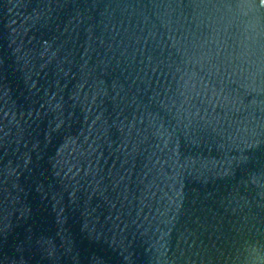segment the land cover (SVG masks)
<instances>
[{
	"label": "water",
	"instance_id": "water-1",
	"mask_svg": "<svg viewBox=\"0 0 264 264\" xmlns=\"http://www.w3.org/2000/svg\"><path fill=\"white\" fill-rule=\"evenodd\" d=\"M0 264H264V0H0Z\"/></svg>",
	"mask_w": 264,
	"mask_h": 264
}]
</instances>
